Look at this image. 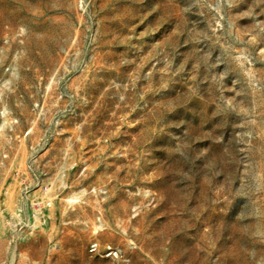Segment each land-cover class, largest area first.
<instances>
[{
    "label": "rangeland",
    "instance_id": "obj_1",
    "mask_svg": "<svg viewBox=\"0 0 264 264\" xmlns=\"http://www.w3.org/2000/svg\"><path fill=\"white\" fill-rule=\"evenodd\" d=\"M0 264H264V0H0Z\"/></svg>",
    "mask_w": 264,
    "mask_h": 264
},
{
    "label": "built area",
    "instance_id": "obj_2",
    "mask_svg": "<svg viewBox=\"0 0 264 264\" xmlns=\"http://www.w3.org/2000/svg\"><path fill=\"white\" fill-rule=\"evenodd\" d=\"M50 205L51 204L49 202H45V201H38L33 204V206H35V213L33 214L35 221L41 220L45 209L47 208V206H50ZM95 251H97L96 245L92 247V252H95ZM113 253L115 252H111V254Z\"/></svg>",
    "mask_w": 264,
    "mask_h": 264
}]
</instances>
